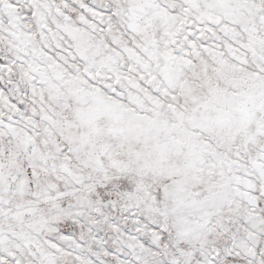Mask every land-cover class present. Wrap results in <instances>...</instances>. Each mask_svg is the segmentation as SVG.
Wrapping results in <instances>:
<instances>
[{
	"label": "snow or ice",
	"instance_id": "6c2138e0",
	"mask_svg": "<svg viewBox=\"0 0 264 264\" xmlns=\"http://www.w3.org/2000/svg\"><path fill=\"white\" fill-rule=\"evenodd\" d=\"M0 264H264V0H0Z\"/></svg>",
	"mask_w": 264,
	"mask_h": 264
}]
</instances>
